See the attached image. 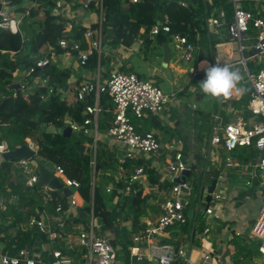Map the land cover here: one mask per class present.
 <instances>
[{"label": "trees", "instance_id": "obj_1", "mask_svg": "<svg viewBox=\"0 0 264 264\" xmlns=\"http://www.w3.org/2000/svg\"><path fill=\"white\" fill-rule=\"evenodd\" d=\"M8 1L10 9L7 15L10 18L23 19L21 30L26 36L13 34L0 27V145L4 142L8 149L14 150L27 144L26 140L30 139V148L35 152V157L30 159L31 163L61 167L66 178L79 182L76 206L67 203L66 194H63L60 200L64 212L68 211L70 217L63 229L56 225L52 226L51 230H56L59 234L53 245L55 250H60L66 255L68 252L64 240L74 237L80 229L87 228V219L93 212L98 222L99 235L108 239L117 249L118 264H139L130 258L132 237L145 228L146 219L154 220L160 214L162 199H158L159 196L153 189L157 187L159 191H171L174 183L161 182V174L153 166V158L147 160L145 156L138 154L135 158L125 159L121 163L125 147L119 150L107 142L109 138L113 140L109 130L115 118L113 99L107 91L100 93L99 96L102 112L97 122V140L95 141L92 133L83 137H78L76 133L69 138L62 136V130L69 123L83 125L90 118L86 112L87 107L95 103L94 93L87 95L83 101H79L76 96L73 100L62 97L73 71L59 68L56 62V57L61 54H75L60 47L59 42L63 39L68 42L80 41L83 49L87 47L84 39L87 26L75 27L70 33L65 32V24L77 19V9L82 7L81 3L78 0H63L66 2L63 17L54 13L55 0ZM96 1L91 2V10L95 9ZM181 1L142 0L132 3L131 0H102V45L106 47L104 51L106 56L98 60L97 55H94L85 65L80 66L92 70L99 67L100 79L115 72L117 59L122 58L135 46L139 45L142 53L162 57L169 53L174 36L180 35L186 37L195 49L206 47L209 32L207 21L214 13L224 10L227 21L229 23L233 21V0H189L186 8L181 5ZM239 3L243 9L264 16V0H239ZM165 21H168L170 32L152 35V29ZM92 28L95 29L96 25L94 24ZM256 35L257 32L250 27L249 45L254 42ZM51 52H54L56 57L47 68L39 69L37 64L51 58ZM263 66L264 57L261 58L260 65L247 63L250 73H257ZM30 68L35 69V72L26 77V72ZM120 69L123 72L131 71L125 69V66ZM204 77V71L199 72L193 83ZM17 78L24 82L22 88L10 89V86L17 83ZM35 79L39 82L32 86ZM93 80L96 82V78ZM100 83L106 86L107 81L100 80ZM153 84L159 87L157 82L153 81ZM26 87L31 89L24 93L23 88ZM237 88H243L244 93L239 101H232L231 105L249 125L248 122L252 118L248 110L252 86L247 81H240ZM221 98L224 109L227 105L226 97ZM225 121L228 123V118H225ZM131 122L139 133L151 132L147 128L148 120L131 116ZM213 125L214 120L200 131L197 138L200 151L206 137L211 134ZM88 128H93V125ZM243 148L250 150L246 161H255L260 156L253 146ZM187 153L188 149L184 150L182 156L188 158ZM201 159L199 165L202 171L199 173L190 163L187 164L191 170V177L186 180L189 186L187 196H190L192 201L188 208L190 201L186 197L188 208L185 207L186 221L180 226L183 239L180 242H162L173 245L176 250L187 247L190 243L202 181L212 182V178H217V175L212 178L204 176V168L207 165L209 167L210 161ZM15 163L16 161H8L0 164V198L10 202L5 210H0V245L2 244L0 254L15 255L22 248L29 247L36 251V260L52 263L53 254L42 252L43 245L50 244L49 234L40 232L36 227L27 226L33 216L39 217L47 224L46 215H55L57 202L45 199L37 185L29 187L27 185L29 175ZM139 167L144 169L143 175L152 190L146 193L140 182H136L126 194L129 178ZM59 193L53 192V195L59 196ZM202 218L203 211L200 208L192 239L193 246L199 245L197 237L202 235L204 227ZM127 224L131 225L130 230L127 229ZM232 245L235 249L231 256L233 264H254L255 258L259 255L258 242L249 240L247 236L239 238L234 234ZM77 248L79 250H73L69 255L79 252L78 264H83L86 262L84 250Z\"/></svg>", "mask_w": 264, "mask_h": 264}, {"label": "built area", "instance_id": "obj_2", "mask_svg": "<svg viewBox=\"0 0 264 264\" xmlns=\"http://www.w3.org/2000/svg\"><path fill=\"white\" fill-rule=\"evenodd\" d=\"M84 11L90 10V5L93 0H78ZM142 0H131L132 3H138ZM189 0H182L183 7L188 6ZM2 9L0 10V27L11 31L13 34H21L25 37L26 34L21 30L22 18H10L7 14V7H9L8 0H0ZM234 15L233 21L228 22L226 12L220 10L214 13L207 21L208 30L213 36H220L222 28H225L230 41L235 45L236 53L241 56L239 62L246 71L247 79L251 82L252 93L248 109L254 117L251 124H247L243 119H238L236 122H231L225 126L215 127L214 133L209 141L210 148H220L226 152L227 167H234L235 164L232 159V153L243 147H254L260 153V156L254 163L256 168L261 173V207L259 213L251 226L249 238L259 243V255L254 264H264V66L257 73H250L247 67L248 59L254 60L256 65L261 64V58L264 54V16L254 14L243 9L239 5V0H233ZM65 4L63 0H55L54 13L65 16L63 9ZM96 11L99 14V20L95 22L96 28L92 26L87 27L84 33V39L87 47L82 48L80 41H67L65 39L59 42L63 49H68L74 52L79 65H85L89 58L97 55L98 60L104 56V47L102 45V16L103 3L102 0L96 1ZM29 11L26 12V16ZM82 22L79 20L69 21L65 24V32L70 33L75 27H81ZM252 27L257 35L254 42L249 45L250 41L249 31ZM160 32H170L168 21L158 23L151 31L152 35H157ZM173 45L178 51L179 56L185 63H190L194 60L195 47L184 36L176 35L173 38ZM251 49L250 58H246L245 53L247 49ZM51 58H46L37 64L39 69L47 68L51 60L56 55L54 52L50 53ZM215 64V63H214ZM220 65V64H219ZM230 65V64H229ZM223 66V65H221ZM35 72V69L30 68L26 72V77H30ZM191 73L196 76L197 71L191 69ZM205 78V77H204ZM203 78V79H204ZM201 79L200 82L203 80ZM107 91L113 99L114 103V122L109 130L113 141L119 143L121 147H125V153L120 159L121 163L125 159H133L138 154L148 156L155 160H159L162 156V146L160 140L151 132L144 134L139 133L131 122V116L137 119H144L149 116H157L164 112L170 99L173 95L167 94L162 89L153 84L152 81L142 79L132 72L115 71L110 75L106 86L100 83L99 71L96 77V82L87 80L82 83L75 92V96L79 101L85 100L86 96L94 93L95 103L89 106L86 112L90 116L83 125L69 123L72 127L73 133L82 131L85 134L92 133L95 141L97 140V122L101 114L99 106L100 93ZM93 125V128H88ZM29 147H31V140H26ZM9 151L6 143L0 145V154ZM183 156L177 153L173 160L167 165L166 171L172 183L177 178H181L185 170V165L182 163ZM17 165L23 168L24 173L28 174L27 185L33 187L37 185L40 174L37 166L33 165L30 160L16 161ZM54 178H58L62 183L63 188L69 189L71 194L67 196V203L71 206H76L78 203V196L76 190L79 188V182L65 177L64 171L61 167H54ZM123 170V169H120ZM144 169L139 167L129 178L125 193L128 194L132 186L139 182L143 175ZM217 183L212 193L211 201L206 208L207 215H213L215 206L218 202L224 199L222 187L226 180L224 174H219ZM247 186L251 182L246 183ZM210 182H203V192L207 195L210 188ZM189 190L187 182L185 184L174 183L170 194L166 197L160 206V215L155 220H146L145 228L137 235L132 237L133 246L130 247L131 261L146 264H176L185 251L183 249L176 250L170 244H156L151 242L155 236L165 234L170 228L181 226L185 223V207L182 200L189 194L184 192V189ZM43 197L49 201H56L57 206L55 215L51 216L50 220L59 228H64L66 220L69 219L70 213L64 212L62 203V191H54L49 185L41 188ZM109 192V189L107 190ZM53 192H60L59 196L53 195ZM2 206H0V210ZM51 223V224H52ZM28 225L36 227L42 233L50 235L52 240L59 237L56 230H51L46 223L39 217H31ZM87 228H82L72 237L75 245L84 250V255L87 259V264H118V252L108 239L101 237L98 233V222L94 217L93 212L90 213L87 219ZM205 234L209 233V229L205 228ZM1 248V245H0ZM54 261L46 263L44 261L36 260V255L32 248L26 247L19 250L15 255H1L0 264H67V259L61 251L52 253ZM228 264H233L229 262Z\"/></svg>", "mask_w": 264, "mask_h": 264}, {"label": "crops", "instance_id": "obj_3", "mask_svg": "<svg viewBox=\"0 0 264 264\" xmlns=\"http://www.w3.org/2000/svg\"><path fill=\"white\" fill-rule=\"evenodd\" d=\"M64 4V9H66V2H64ZM6 9L7 11H9L10 7H7ZM77 13L78 16L75 20L81 21L82 27L93 26L95 22L99 20V14L96 9H90L86 12L79 8L77 9ZM138 47L140 46L138 45L133 47L132 49L127 51V53H125L122 58L117 59L118 64L116 65L115 71H120V68L122 66H125V69L131 70L130 72L135 73L140 78L147 79L152 82H157L158 85L164 78H169L167 79V82H169L170 88L169 90H166L164 92L173 96L171 97L166 109L160 115L149 116L147 118H144L143 120H148V130L157 135L156 137L160 140L162 146V156L159 160L154 159L153 166L157 168L159 174H161V182L171 183L169 174L166 171L168 163L173 160V157L177 153H181L183 155L184 150L188 149V153L186 154V156H188L189 158V155L195 153V151L199 149L197 138L204 126L214 120V133V128L216 126H220L218 125V122H220L221 120V125L223 127L228 123L236 122L238 119H243L239 111H235L234 107L231 105L232 101H239L241 99L244 93L243 88L239 89V91L233 90L232 94L226 97L225 102L227 103V105L224 109L222 108L219 117L217 115V98L210 97L208 99V102L206 103L207 100H205L203 96L204 94L201 92L199 86L201 79H198L197 83H193L194 79H197L199 72L203 71L201 67L202 62L207 61L208 64L213 65L214 63L220 65L230 64L234 69H238L240 71L242 75V82L247 81L250 84L251 82L247 79L244 67L239 64L241 56L236 53L235 45L230 41L225 28H222L220 36H213L210 34V32H208L207 46L198 47L195 49L194 60L192 61V63L196 65H185V67L180 66V62L178 60L179 53L175 49V47L171 45L169 53L161 57L163 60L161 62V64H163V67H166V70L170 69V71L166 72L163 71L162 65V69H157L153 68L154 66L145 61L142 56L148 55L140 52V49ZM204 50H207L209 52V58H207V56L204 54ZM250 55L251 54L245 56L246 58H250ZM105 56L106 54L104 52L103 57ZM164 59L166 60V62H164ZM56 62L58 63L59 68L70 69L73 71V75L68 81L69 85L62 93V97H67L69 100L74 99L75 92L82 83L86 82L87 80L94 81L93 79L96 78L99 71V67L93 70L82 68L78 63L76 56L70 53H65L57 56ZM250 62L255 63L254 60L252 61L248 59V63ZM191 69L197 71L196 76L191 73ZM103 71H105L104 68ZM170 73H172V75H170ZM109 78L110 76L102 77V79L106 81H108ZM222 112H224L225 115H223ZM225 118H228V123H225ZM254 120L255 119L252 116L251 120L248 123L251 124ZM210 139L211 137L203 144L202 151H200L201 158L210 161L209 167L207 165L204 168V176L207 175L208 177L212 178L215 175H217L218 177L219 174H224L226 178L224 187H222V189H224V199L218 202L217 206H214L215 210L213 215L206 214V203V208L205 211H203L202 218L204 221L202 235H199L197 237L199 245L193 246L192 244L190 252L189 245L187 247H181V249L185 251V254L180 258V260H178L179 262H177L176 264H228L229 262H232L231 256L235 252L234 246L232 245L234 234L239 238H242L244 236H247L249 238L251 226L254 223L261 207L260 203L257 212L250 219H245V217L243 219L238 214L239 208H243V204L250 197H253L255 195L261 196V173L254 164L259 156L255 161H246L245 158L247 159L250 150L248 148H238L232 153V159L235 166L227 167L225 160L226 152L220 148H210ZM107 142L110 146L116 147L119 150L121 149V145L113 141L111 138H109ZM244 149L247 152H245ZM241 152L244 154H241ZM145 158L147 160L152 159L148 156H145ZM188 158H186L187 164H189ZM42 165L50 166L46 164ZM200 167L201 166L199 165L198 173L202 171V168ZM212 179L216 180L217 178ZM139 182L145 189L146 193H149L152 190L149 188V183L145 176H143ZM247 182H251V185L247 186ZM153 191L157 192L156 194L159 196L158 199H162V203L164 199L170 194V190L159 191L157 187L154 188ZM206 197L207 195L205 196L203 192L200 202H202V200L204 199L206 202ZM155 202L156 201H154V203ZM9 203L10 202L8 200L4 201L2 199V202L0 204V206H2L1 210H5ZM46 216L48 219L47 226L52 229V226H55V224H53L50 220L51 216L53 215ZM158 216H156L155 219H157ZM130 226V224H127L128 230L131 229ZM27 227L30 226L28 225ZM205 228L209 229L208 234L204 233ZM49 239L50 244L43 245L42 252H49L51 254L55 251H60L53 248V245L56 243L57 239L52 240L50 238V235ZM182 239L183 233L181 231V228L180 226H176L170 228L165 234L161 236L153 237L151 239V242L156 244H166L162 242H180ZM249 240L251 239L249 238ZM64 243L65 248L67 249L66 251L68 252L66 255H64L67 259V264H78L79 252H75L72 256L69 255V253L73 252V250H79L75 245L74 239H72V237H68L66 238V240H64ZM33 251L36 255V251L34 249ZM84 258L86 262H83V264H87L85 255ZM256 260L257 257L255 258L254 263L256 262Z\"/></svg>", "mask_w": 264, "mask_h": 264}, {"label": "water", "instance_id": "obj_4", "mask_svg": "<svg viewBox=\"0 0 264 264\" xmlns=\"http://www.w3.org/2000/svg\"><path fill=\"white\" fill-rule=\"evenodd\" d=\"M0 9H2V5L0 3ZM104 49H106V47H104ZM208 51L204 50V54L207 56V58H209L208 56ZM262 57H264V54L262 55ZM22 87L20 84H14L12 86H10V89H14V90H20ZM217 102H218V112L217 115L218 117L221 114L222 111V98H217ZM78 137H83L84 133L82 131H79L76 133ZM73 135V130L72 127L70 125L66 126L63 130H62V136L64 138H69ZM141 155H143V153H141ZM35 157V152L28 146V144H24L14 150H10L9 151H5L2 154H0V164H2L3 162H13V161H28L32 158ZM33 165L37 166V169L39 171L40 174V179L37 183V187L39 188H43L46 185H49V187L54 190V191H62L64 194H66L67 196H69L71 194L69 189L63 188L62 183L60 182V180L58 178H54V168L52 166H44L40 163H36V162H32ZM182 163L185 165V170L182 173L181 178H177L175 179L173 182L176 184H185L186 180L188 178L191 177V170L189 169L187 162H186V158L183 157L182 159ZM217 180H213L211 182V186L208 189L207 192V197H206V203H207V207L211 201L212 198V193L214 192L215 186H216ZM184 192L188 193L189 190L188 189H184ZM202 194H203V182L201 184L200 190H199V202L202 199ZM2 202V198H0V204ZM182 203L184 206L187 205V200L183 199ZM199 205L197 206L196 212H195V216L193 219V224H192V230L190 233V244H189V252L192 248V239L194 237V233H195V228H196V220H197V216L199 213ZM189 256V254H188Z\"/></svg>", "mask_w": 264, "mask_h": 264}, {"label": "rangeland", "instance_id": "obj_5", "mask_svg": "<svg viewBox=\"0 0 264 264\" xmlns=\"http://www.w3.org/2000/svg\"><path fill=\"white\" fill-rule=\"evenodd\" d=\"M94 17H95V15H94ZM37 27V25H35V28ZM172 46H174L173 45V42H172V44H171ZM139 48V47H138ZM250 52H251V49L249 48V49H247V51H246V53H245V55H248V54H250ZM142 54V53H141ZM143 55V54H142ZM144 59H145V61H147L150 65H152V66H154L153 68H157V69H162V67H163V64H161V62L163 61L162 60V58L161 57H154V56H150V55H148V56H146V55H144V56H142ZM178 57L180 58V56L178 55ZM178 58V60H179V62H180V66H183V67H185V65H196V64H194V63H192V62H190L191 64H189V63H185L184 61H182L181 60V58L179 59ZM177 64H178V62H177ZM161 65H162V67H161ZM150 71H153V70H150ZM163 71L164 72H166V71H170V69H167L166 70V67H163ZM98 74V73H97ZM169 74V73H168ZM170 75H172V73H170ZM97 77V76H96ZM167 79H169V78H167ZM167 79L166 78H164L162 81H160V83H159V88L160 89H162L163 91H166V90H169V88H170V85H169V82H167ZM17 80V83L16 84H20V85H22L23 86V84H24V82H22V80H21V78H17L16 79ZM100 80H103L102 78H100ZM39 82V80H34L33 81V83H32V86H35L37 83ZM30 87L28 88V87H26L25 89L23 88V92L24 93H27V92H29L30 91ZM204 96V98H205V100H207L206 101V103L208 102V99L210 98L209 96H205V95H203ZM223 115H225V113L223 112ZM221 122H222V120L220 121V122H218V125H220V126H222L221 125ZM219 126V127H220ZM213 133V129H212V132H211V134ZM211 134H208L207 136L208 137H206V139H205V141H207V139H209L210 138V136H211ZM205 141H204V143H205ZM189 163H190V165H192V167L193 168H196L197 170H198V167H199V163H201V153H200V148L198 149V150H196L195 151V153H192L191 155H189ZM36 160L37 161H39V158H37L36 157ZM16 164V166H19V165H17V163H15ZM187 197V200L188 201H190V205L188 206V208H190V206H191V201H192V198L190 197V196H186ZM261 199H262V195L261 196H259V195H255V196H253V197H250L244 204H243V208H239V210H238V214H239V216H241L243 219H244V217H245V219H247V218H251L256 212H257V210H258V208H259V206H260V203H261ZM199 200L197 199V203H196V206L199 204V207L202 209V211H205V208H206V202H205V199L204 200H202V202H198ZM220 202V201H219ZM212 206H215L214 204H212ZM187 208V207H186ZM187 208V209H188ZM241 213V214H240Z\"/></svg>", "mask_w": 264, "mask_h": 264}, {"label": "clouds", "instance_id": "obj_6", "mask_svg": "<svg viewBox=\"0 0 264 264\" xmlns=\"http://www.w3.org/2000/svg\"><path fill=\"white\" fill-rule=\"evenodd\" d=\"M201 65L205 78L199 86L205 96L221 98L230 96L233 90L239 91L237 85L242 80V75L238 69L228 64H208L207 61H203Z\"/></svg>", "mask_w": 264, "mask_h": 264}, {"label": "bare ground", "instance_id": "obj_7", "mask_svg": "<svg viewBox=\"0 0 264 264\" xmlns=\"http://www.w3.org/2000/svg\"><path fill=\"white\" fill-rule=\"evenodd\" d=\"M202 67V66H201Z\"/></svg>", "mask_w": 264, "mask_h": 264}]
</instances>
